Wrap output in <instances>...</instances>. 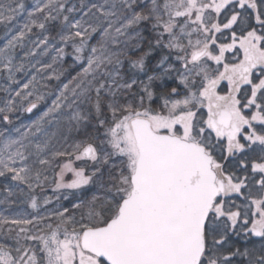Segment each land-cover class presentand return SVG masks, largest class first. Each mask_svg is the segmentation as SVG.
Returning <instances> with one entry per match:
<instances>
[{
  "label": "snow or ice",
  "instance_id": "1",
  "mask_svg": "<svg viewBox=\"0 0 264 264\" xmlns=\"http://www.w3.org/2000/svg\"><path fill=\"white\" fill-rule=\"evenodd\" d=\"M0 27V264H264V0H0Z\"/></svg>",
  "mask_w": 264,
  "mask_h": 264
},
{
  "label": "rangeland",
  "instance_id": "2",
  "mask_svg": "<svg viewBox=\"0 0 264 264\" xmlns=\"http://www.w3.org/2000/svg\"><path fill=\"white\" fill-rule=\"evenodd\" d=\"M27 3L28 4H31L32 3V0H27ZM4 83V81L3 80H0V84H3ZM53 83H55V82H53ZM43 102L41 103V105H40V108L42 109L43 108ZM22 115V114H21ZM28 116L30 115V114H27ZM28 118L29 117H21V119L22 120H24L25 122H28ZM33 118H34V116H33ZM46 193L48 194V195H52V193H51V190L50 189H47L46 190ZM44 194L43 193H41V196H43ZM65 203H67V201H65ZM30 211V210H29Z\"/></svg>",
  "mask_w": 264,
  "mask_h": 264
},
{
  "label": "trees",
  "instance_id": "3",
  "mask_svg": "<svg viewBox=\"0 0 264 264\" xmlns=\"http://www.w3.org/2000/svg\"><path fill=\"white\" fill-rule=\"evenodd\" d=\"M3 34V29H2V27H0V35H2ZM73 74H75L74 72H73ZM0 95H2V93H0ZM29 117L28 115H27V113H23L22 115H21V117Z\"/></svg>",
  "mask_w": 264,
  "mask_h": 264
},
{
  "label": "flooded vegetation",
  "instance_id": "4",
  "mask_svg": "<svg viewBox=\"0 0 264 264\" xmlns=\"http://www.w3.org/2000/svg\"><path fill=\"white\" fill-rule=\"evenodd\" d=\"M77 163H79V162H77ZM50 189V188H49ZM51 190V189H50Z\"/></svg>",
  "mask_w": 264,
  "mask_h": 264
}]
</instances>
